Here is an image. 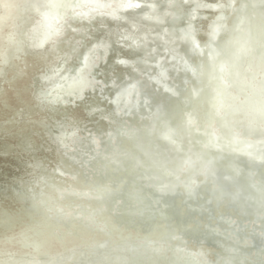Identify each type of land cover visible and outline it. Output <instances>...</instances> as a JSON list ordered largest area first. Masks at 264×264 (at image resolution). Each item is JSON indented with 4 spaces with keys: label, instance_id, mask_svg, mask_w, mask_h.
Returning a JSON list of instances; mask_svg holds the SVG:
<instances>
[{
    "label": "water",
    "instance_id": "obj_1",
    "mask_svg": "<svg viewBox=\"0 0 264 264\" xmlns=\"http://www.w3.org/2000/svg\"><path fill=\"white\" fill-rule=\"evenodd\" d=\"M187 1L184 0L176 7L170 2L168 6L171 13H168L165 21L160 19L151 25L152 28L166 22L169 28L164 33L172 36L175 28L170 25L188 10ZM213 1L216 4L210 6V9H205L203 5L200 8V11L205 9V13L210 14V18L205 22L210 23L209 20H212L214 24L212 31L195 26L193 31L206 44L209 41L215 44L214 57L209 59L215 65V69L210 67L206 56V59L204 58V52L193 46L191 49L176 38L172 44H176L179 55H170L165 49L159 60L156 62L150 60L160 50L155 43L157 41H154L153 33L135 32L138 31L137 26L135 31L120 32L107 29L105 32L102 31V35L94 36L89 31L94 27V22L98 21L96 18L103 16L101 13L92 11L75 16L71 12L67 13V9L63 10L64 0H51L50 16L55 14L52 17H56V13L61 12L54 29L57 38L54 39L53 46L47 48L49 51L54 50L56 54L60 53V56L54 59L57 61L54 64V71L49 73L46 69L41 79L34 80V94L37 96L38 92L41 99L45 97L48 100H56V104L61 105H65L66 100L71 102L81 100L87 115L91 117L89 119H92L90 126L93 125L95 128L91 126L89 130H85L83 125L80 133L75 130L53 128L50 131L55 139L53 142L59 143L64 149L63 154L67 163L75 166L73 175L68 173L65 175L58 169L57 172L54 171L64 179L72 180V184H68L65 189L60 188V191L52 185L57 190L59 198L66 197L68 203L73 205L74 212L62 215L58 210L56 215V212L41 210L40 207V210L37 209L33 198L37 200L38 205L50 200V194L37 191L36 188L40 186L29 187L30 189L26 190L27 195L20 196L31 212L47 216L48 219L42 221L66 226L68 230L85 227L100 231L104 239L99 242L84 241L69 248L62 247V250L55 252L49 253L44 250L39 252L41 257L55 259V262L50 261V264L212 262L209 251L194 249L185 239L174 235L175 227L159 229L156 237H133L129 234L114 237L113 225L101 218L104 212L109 211L115 214L113 216L123 215L126 219L132 217L129 221L139 219L146 223L151 217L171 216L169 210L172 216L177 218L204 217L205 214L207 220L212 219L203 224L196 221L199 232L228 241L232 250L254 247L259 263L264 264V208L257 203L256 194L249 190L263 186L255 181L252 175L254 172L264 173V139L250 138L252 135L264 137V98L253 102V106H250L246 99L239 101L237 98L235 102H231L233 94H240L245 89H250L257 95L264 94V60L254 66L248 58V65L234 70L229 68L230 60H227L228 65H216L219 60L218 54L220 57L221 51L225 49L231 51L233 49V61L235 59L242 61L255 51L257 33L264 31V17L257 15V18H254L249 15V22L247 17H244V23L242 18H237V34L241 33L238 36L243 42V48L240 50L231 42L221 44L218 39H221L226 31L224 30L226 18L231 25L235 20L231 14L237 17L236 14L246 8L243 1L238 0L240 3L236 5H234L236 0ZM256 1L255 3L250 1V6H264V0ZM28 11L27 5L24 14L20 12L18 15L15 29L25 23L23 16ZM197 14L199 15L198 12ZM213 14L215 16L212 17ZM195 16L196 14L192 18ZM73 21H80L76 23L75 31L67 29ZM242 26L245 29H242ZM70 30L73 34L65 36ZM18 33L17 30L15 41L9 42L6 47V56H3L1 61L2 70L4 67L12 68L6 57H10L14 51L17 52L21 48L18 45L25 46L24 52L36 51L29 49L23 40H19L22 34ZM108 33L110 40L106 38ZM42 34L45 36L44 32ZM79 34L81 36H77ZM72 35H76V38L72 39ZM87 41H90L88 45L85 44ZM45 43L44 41L39 48L46 49ZM126 50L139 51V55L125 56ZM171 50H174L173 45L169 51ZM63 55H66L65 61L62 60ZM190 59L196 64H192ZM69 64L74 65V68L68 67ZM105 64H111L112 68L105 70ZM63 70L65 72H62ZM258 75H261L259 78L261 83H253ZM46 85L49 89L45 90L43 96L40 87L44 88ZM61 87L63 88L60 89ZM203 91L211 95L209 104L201 99ZM162 98L164 101L177 100L181 109L189 107V110L200 101L197 114L202 116L196 117L192 113L193 120L189 122L185 120L186 115H182L183 119L178 123L179 126H176V123L170 125L167 118L163 119L167 112L161 105L164 104V101L160 100ZM226 99L231 105L225 102ZM203 103L205 107L199 108L204 105ZM103 106L112 110L104 111ZM59 113L69 115L62 110ZM211 124L216 126L215 131L210 129ZM98 125H102V129H99ZM108 126L110 127L106 128ZM182 156L186 158L183 157L180 161L179 157ZM200 158L204 162L202 165L199 163ZM221 162L226 163L223 169L217 168ZM227 170L231 171V175L230 173L227 175ZM242 170L246 174L243 181L245 185L249 183L254 187L245 189V193L242 192L245 185L235 180L242 174ZM108 174H111L112 178L105 184L103 181ZM76 175L87 181H92L91 177H96V184H79ZM122 175L128 176L127 181L114 179ZM222 184L224 186L235 184L236 187L228 190L221 187ZM25 185L28 186L27 183ZM24 189L22 184H17L16 191L22 193ZM35 194L38 197H35ZM124 201L131 207L139 206L138 210H129L127 206L122 212L121 205ZM226 227L232 230H225ZM49 228L53 234L51 227ZM229 231L247 238L246 243L229 237V234L234 236ZM23 245L37 249L36 243L27 244L25 241Z\"/></svg>",
    "mask_w": 264,
    "mask_h": 264
},
{
    "label": "bare ground",
    "instance_id": "obj_2",
    "mask_svg": "<svg viewBox=\"0 0 264 264\" xmlns=\"http://www.w3.org/2000/svg\"><path fill=\"white\" fill-rule=\"evenodd\" d=\"M239 1H243V6L246 8L241 13L236 14L237 17L231 14L235 19L231 25H229V20L226 18V27H224L226 31L218 41L221 44H227L226 41H229L241 50L243 48V42L238 36L239 32L237 34V18H242L244 23V17H247L249 22V15L254 18H257V15L264 17V6H250V1L255 3L257 2L256 0ZM239 1L236 0L234 5L240 3ZM170 2L176 7L182 4L184 0H64L62 5H64L63 10L67 9V13L71 12L75 16L84 15L85 12L92 11L101 13L103 16H101V18H96L98 21L94 22V27L89 31L94 36L102 35V31H107V29H111L110 31L118 30L120 32H122L121 30L135 31L137 26L138 31L135 32L143 33L147 31L153 33L155 35L154 41H157L155 43L160 50L150 60L155 62L159 60L165 49H167L165 52L170 55H179V50L175 47L176 44H172L176 38L177 40H181L180 42L186 43L189 48L193 49V47H196L199 51L201 50L204 52V58L206 56L210 67L215 69V65L209 60L214 57L215 44L210 41L208 44H206L204 40L201 41L199 36L194 33L193 27L205 28L212 31V26L214 24L211 22L212 20H209L210 23L205 22L210 18V14L205 13V9H210L209 7L215 5L216 2L213 0H188V10H186L183 16H180L176 22L170 25L172 28H175V33L169 36L164 33L168 31L169 28L166 22L159 26L157 25L155 28H152L151 25L156 24L160 19L165 21V18L168 17V13H171L168 6ZM26 3L29 6V11L23 16L25 19H23V21H25V23L15 29V25L18 22V15H20V12L24 14V9L27 6L25 5ZM50 4L51 0H0V67H3L1 61H3V56H6L5 51L7 45L9 42L15 41L17 37V30L19 31L18 35L22 34L19 40H23V43L26 42V46L29 49L36 50L34 52H24L25 46L23 44L18 45V47L21 46V48H19L17 52L14 51L10 56L11 58L6 57L9 59V66L12 68L4 67L3 70L0 69V264H50V261L54 263L55 259H50L48 256L41 257L38 253L44 251L49 253L51 251L55 252L57 250H62V247L69 248L72 247L73 244H80L84 241L99 242L104 239V235L100 231L89 230L85 227L68 230L66 226H59L52 222L42 221L48 219L47 216L43 213H41V215L31 212L27 209V205L22 198L27 195L26 190L28 191L32 187L40 186V188H36L37 191L39 193L43 191V193L50 194V200L38 205L36 203L37 200L33 198L35 201L34 205H37V209L40 210L41 208V210L48 212H56V215L58 210L61 211L62 215L63 213L70 214L74 212L73 205L68 203L66 197L59 198L57 196V190L52 185H55L60 191V188L65 189L68 184H72V180L64 179L62 175L60 176L54 171L58 169L61 173H65V175H67V173L73 175L75 166H70L67 163L65 155L63 154L64 149L61 148L59 143L53 142L55 139L52 137L50 131L53 128L54 130H75L80 133L81 126L83 125L85 130H89L91 126L95 128L93 125L90 126V121H92V119H89L91 117L87 115L81 100L75 102L66 100L65 105H61L56 104V100H48L45 97L41 99L38 92H36L37 96L34 94V80L38 78L41 79L46 69L49 73L54 71V64L57 62L54 61V59L60 56V53L56 54L54 50L49 51V48H47V46H53V41L57 38L54 29L58 23V19H60L59 15L61 12L56 13V17H52L55 14H51L52 16H50ZM202 5L206 8L200 11ZM195 14V18H192ZM213 16L215 15L213 14L212 17ZM79 22L80 21H73L67 29L75 31L74 28H76V23ZM259 23L261 24L260 21ZM242 29L245 28L242 26ZM71 30L70 33L67 32L65 36L73 34ZM42 32L45 33V36H43ZM109 35L110 33H108L106 37L107 40L111 38ZM72 36V39L76 38V35ZM77 36H81V34ZM44 41L46 42L44 44L46 45V49H40L39 47H42ZM58 41L60 40L58 39ZM89 42L90 41H87L85 44L88 45ZM171 45L174 46V50L169 51ZM232 51L226 49L221 51L220 57L218 54L217 59L219 60L216 62V65H228L227 60H230V70H234L235 68L242 69L244 65H248V58L249 62L253 63L254 66H256L257 63L261 64L264 60V31L257 33L256 50L242 61L238 59L233 61ZM125 53V56L134 57L139 55V51L126 50ZM115 56L118 57V55ZM64 57H66V55L62 56L63 61H65ZM200 60L203 66V59L201 58ZM190 62L194 65L196 64L191 59ZM68 67L73 69L74 65L69 64ZM111 68V64L104 65L105 70H110ZM64 70H66V68ZM64 70L62 72H65ZM129 72L131 74L132 71L130 70ZM66 74H68V72H66ZM260 76L261 75H258L256 79L253 80V83H261V80H259ZM58 81L60 82L59 79ZM62 88L63 87L60 89ZM47 89H49L47 85L44 86V88H42V86L40 87L43 96ZM251 91L250 89H245L241 91L240 94H233V101L231 102H235L237 98L239 101L240 99L241 101L246 99L247 103L253 106V102L256 103L258 100L264 98V94L260 93L257 95ZM200 96L203 101L208 102V104L210 103L209 96L211 97V95L209 92L203 91ZM160 100H163V98ZM215 100L216 97H214V101ZM225 102H227V99ZM199 103L200 101L194 104V107L191 106L192 108L189 110V107L181 109V105L177 100L164 101V104L161 105L165 107L167 113L163 116V119L167 118L169 120L167 122L170 125L176 123V126H179L178 123L183 119L181 116L186 115L185 120L190 122L193 120L191 117L192 113H194L196 117L202 116L197 114L199 113L197 109ZM203 104L204 105L199 108L205 107V103ZM228 104L231 105V103ZM60 110L67 112L69 115H60ZM103 110L111 111L112 108L104 107ZM167 115L168 117H166ZM192 125H194V123ZM109 127L110 126L106 128ZM98 128L102 129V125H98ZM210 129L215 131L216 126L211 124ZM246 136L247 135H245V137ZM92 138L96 139V137ZM257 138L264 139L262 135H252L250 139L257 140ZM184 156L179 157V160L181 161ZM199 163L201 165L204 163L201 158ZM221 163L217 165V168L223 169L225 167L226 163ZM229 173L231 175V171L227 170V175ZM252 176L255 181L263 186L254 188L251 187L249 183L245 185L243 181L246 179V174L243 170L242 174H239V177L235 180L245 185L242 187L243 193L246 192L245 189L250 187L254 188L253 190H249L253 194H256L257 203L260 204V207L264 208V173L260 174L254 172ZM78 178L79 175H76V179ZM109 178H112L111 174L107 175L103 183L105 182V184H107ZM127 178V175H122L114 179L117 181L123 179L127 181ZM91 179L93 182L84 180V178L81 177L77 182L84 185L87 183L96 184V177H91ZM46 182L48 183L46 184ZM26 183L28 186L25 185ZM17 184L23 185L25 188L24 192L21 191L22 193H19V191H16ZM221 187L233 190L236 185L225 184L224 186L222 184ZM36 194L34 196L38 197ZM104 204L107 205L108 203ZM127 206L129 210L134 211L139 208V206L131 207L127 201H124L121 205V211L123 208L124 211ZM181 208L183 209V206H181ZM169 214H171V216L148 218L146 223L141 222L138 218V220L129 221L130 219L132 220V217L126 219L123 215L113 216L115 214H111L109 211L104 212L101 218L113 225L115 228L114 237H116V235L123 236L124 234H129L133 237H156L155 235L159 233L157 232L159 229L162 230L164 227H175L176 230L173 231L174 235L185 239L190 247L209 251L208 253L212 261H209V264H260L254 247L232 250L228 241L218 239L211 234L199 232L197 228L199 226H196L195 222L199 221V223L203 224L212 219L207 220L205 214L204 217L197 216L196 218L193 216L177 218L172 216L171 210H169ZM232 214L234 215L233 212ZM49 227H51L53 234ZM226 229L232 230L229 227H226L225 230ZM237 230L241 231L238 228ZM229 232H232L235 236L229 234V237L241 243H246L245 241L247 238L241 236V234L233 231ZM119 236H117V239H119ZM25 241L27 244L36 243L37 249L32 248L30 245L28 247L24 246L23 242ZM56 264H61V262Z\"/></svg>",
    "mask_w": 264,
    "mask_h": 264
},
{
    "label": "rangeland",
    "instance_id": "obj_3",
    "mask_svg": "<svg viewBox=\"0 0 264 264\" xmlns=\"http://www.w3.org/2000/svg\"><path fill=\"white\" fill-rule=\"evenodd\" d=\"M161 264H164V263L161 262Z\"/></svg>",
    "mask_w": 264,
    "mask_h": 264
}]
</instances>
